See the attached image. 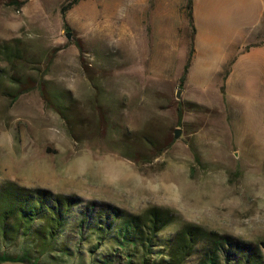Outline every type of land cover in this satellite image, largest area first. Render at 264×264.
<instances>
[{
    "label": "rangeland",
    "instance_id": "1",
    "mask_svg": "<svg viewBox=\"0 0 264 264\" xmlns=\"http://www.w3.org/2000/svg\"><path fill=\"white\" fill-rule=\"evenodd\" d=\"M69 1L0 0V187L79 199L32 259L142 264L117 236L158 207L150 264L185 224L217 234L185 264H264V5L201 0L191 30L187 0Z\"/></svg>",
    "mask_w": 264,
    "mask_h": 264
},
{
    "label": "trees",
    "instance_id": "2",
    "mask_svg": "<svg viewBox=\"0 0 264 264\" xmlns=\"http://www.w3.org/2000/svg\"><path fill=\"white\" fill-rule=\"evenodd\" d=\"M76 2L77 0H70L68 6ZM192 6L193 0H187L186 8L191 30H193ZM193 53L194 47L191 39L188 60L184 67V77L190 67ZM5 54L8 55L5 50H0V55ZM21 86L16 87L10 95L13 100L28 90L26 85ZM153 147L156 152L155 157L164 151L160 145ZM78 203L79 199L76 196L54 194L46 189H26L11 183L2 185L0 187V243L21 240L24 244L16 256L0 252V262L42 264L37 259H32L30 248L40 254L54 251L67 226L72 210ZM171 222L172 213L169 210L158 207L149 208L142 214L128 219L127 227L124 229V232L128 231V233H119L117 241L123 245L125 243L133 245V248L138 246L141 252V263L150 264V256L160 242L158 236ZM216 238L215 232L185 224L175 232L172 241L164 244L165 256L159 260L158 264H185L200 242L214 241ZM207 264L216 263L213 258H208Z\"/></svg>",
    "mask_w": 264,
    "mask_h": 264
},
{
    "label": "crops",
    "instance_id": "3",
    "mask_svg": "<svg viewBox=\"0 0 264 264\" xmlns=\"http://www.w3.org/2000/svg\"><path fill=\"white\" fill-rule=\"evenodd\" d=\"M200 1L201 0H193V6H192V19H193V21H196L195 18H196L197 11H198V3ZM259 1H261V3L264 5V0H259ZM194 47L196 48V42H194ZM194 53H196V49H195Z\"/></svg>",
    "mask_w": 264,
    "mask_h": 264
},
{
    "label": "water",
    "instance_id": "4",
    "mask_svg": "<svg viewBox=\"0 0 264 264\" xmlns=\"http://www.w3.org/2000/svg\"><path fill=\"white\" fill-rule=\"evenodd\" d=\"M66 37H67V40H69V36H66ZM175 97H176L177 100L180 99V91H177L176 92ZM179 136H180V130H175V132H174V138L177 139Z\"/></svg>",
    "mask_w": 264,
    "mask_h": 264
}]
</instances>
